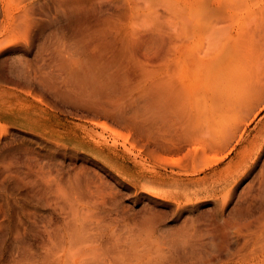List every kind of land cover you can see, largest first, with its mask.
<instances>
[{"label": "rangeland", "instance_id": "374dc122", "mask_svg": "<svg viewBox=\"0 0 264 264\" xmlns=\"http://www.w3.org/2000/svg\"><path fill=\"white\" fill-rule=\"evenodd\" d=\"M258 58L264 0H0V264H264Z\"/></svg>", "mask_w": 264, "mask_h": 264}, {"label": "bare ground", "instance_id": "6f19581e", "mask_svg": "<svg viewBox=\"0 0 264 264\" xmlns=\"http://www.w3.org/2000/svg\"><path fill=\"white\" fill-rule=\"evenodd\" d=\"M246 52L247 50L243 47L242 54H237L245 56ZM256 57H258V55ZM252 67L250 78L246 83L247 86L241 85L239 88V98L244 105L249 104V100H253L259 94L260 88L264 84V62L262 60L260 61L258 58L256 62L254 61ZM234 113H236L235 108L227 104L226 101L224 102L222 98L217 99L216 102L213 103L210 114V121L212 124L210 126L215 128L216 133L212 132V135H214L213 140H216L215 142L217 144L229 135V129L232 125L233 128H236L233 124V120L236 117Z\"/></svg>", "mask_w": 264, "mask_h": 264}]
</instances>
